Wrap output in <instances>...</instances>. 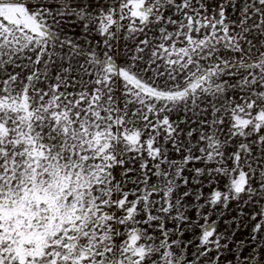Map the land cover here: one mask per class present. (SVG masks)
Listing matches in <instances>:
<instances>
[{
  "label": "snow or ice",
  "instance_id": "snow-or-ice-1",
  "mask_svg": "<svg viewBox=\"0 0 264 264\" xmlns=\"http://www.w3.org/2000/svg\"><path fill=\"white\" fill-rule=\"evenodd\" d=\"M0 264H264V0H0Z\"/></svg>",
  "mask_w": 264,
  "mask_h": 264
}]
</instances>
